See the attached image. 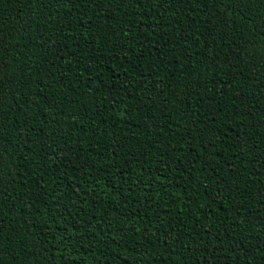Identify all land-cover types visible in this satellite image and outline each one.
<instances>
[{
    "label": "trees",
    "instance_id": "1",
    "mask_svg": "<svg viewBox=\"0 0 264 264\" xmlns=\"http://www.w3.org/2000/svg\"><path fill=\"white\" fill-rule=\"evenodd\" d=\"M0 264H264V0H0Z\"/></svg>",
    "mask_w": 264,
    "mask_h": 264
}]
</instances>
